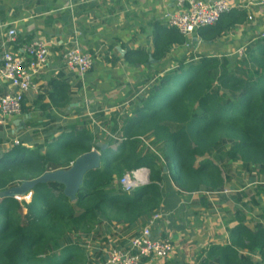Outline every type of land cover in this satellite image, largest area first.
Here are the masks:
<instances>
[{
    "label": "trees",
    "instance_id": "obj_1",
    "mask_svg": "<svg viewBox=\"0 0 264 264\" xmlns=\"http://www.w3.org/2000/svg\"><path fill=\"white\" fill-rule=\"evenodd\" d=\"M248 22L246 11L232 10L216 26L199 31L223 38ZM188 43L174 29L156 25L153 52L139 50L131 64L160 63ZM172 64L138 84L129 109L110 119L81 113L79 120L47 130L45 141L0 133V264H98L113 246L97 242L111 229L144 225L161 211L164 183L180 193H201L210 210L212 202L203 193L217 194L224 202L226 195L220 193L230 182L228 167L239 165L250 181L264 182V38L251 39L233 67L226 56L208 57L192 48ZM69 97L57 88L50 95L60 109H66L62 102ZM146 140L150 145L142 147ZM97 144L108 146L101 168L85 176L74 203L58 182L39 184L29 203L4 197L46 173L69 170L79 157L100 151ZM141 168L149 170V184L127 193L120 180ZM260 194L264 188L257 190ZM250 204L256 206L254 196L242 206ZM90 239L99 250L82 244ZM237 250L257 253L261 262ZM201 264H264V226L248 231L241 224L230 230V246L212 247Z\"/></svg>",
    "mask_w": 264,
    "mask_h": 264
},
{
    "label": "crops",
    "instance_id": "obj_2",
    "mask_svg": "<svg viewBox=\"0 0 264 264\" xmlns=\"http://www.w3.org/2000/svg\"><path fill=\"white\" fill-rule=\"evenodd\" d=\"M178 1L0 0V67L3 44L10 29L16 30L20 44L41 39L48 43L50 52L47 67L34 79V89L24 98L26 111L0 124L3 129L0 133L4 136L9 133L18 140L31 135L34 140L45 141L47 130L64 127L71 119L79 120L77 115L81 113L89 116L103 113L110 119L112 114L129 109L128 102L142 82V74L171 69L173 61L168 64V57L179 60L191 48L194 53L208 57L233 56L264 32V0H229L233 11H246L251 22L236 26L223 38H213L216 36L208 29L198 31L191 36V48L189 45L175 48L162 62L135 68L132 59L139 56V50L153 52L155 26L168 28L166 17L179 10ZM76 42L95 58L92 70L83 77L65 64V53L74 48ZM12 50L18 52L17 48ZM177 54L182 57H175ZM150 61H153L151 54ZM56 88L70 94L69 100L62 102L66 109L56 108L50 99ZM7 91V84L0 80V97ZM228 176L230 182L226 190L229 193L224 202L219 196L209 197L213 205L210 210L201 202V193H180L167 183L160 186L164 194L159 212L162 218L152 228V238L169 240L174 249L170 258H153L147 264H201L212 247L230 246V230L241 224L248 231L264 226V194L257 195V190L264 188V182L250 181L239 165L228 167ZM242 193L248 196L244 198ZM252 196L256 206L250 204L243 208L242 204ZM146 225L113 228L110 236H106L107 241L97 242L98 246L109 244L125 248ZM99 247L93 248L99 250ZM237 252L255 263L261 262L257 253Z\"/></svg>",
    "mask_w": 264,
    "mask_h": 264
},
{
    "label": "built area",
    "instance_id": "obj_3",
    "mask_svg": "<svg viewBox=\"0 0 264 264\" xmlns=\"http://www.w3.org/2000/svg\"><path fill=\"white\" fill-rule=\"evenodd\" d=\"M178 11L167 15V27L176 30L180 35L190 41L191 36L200 29L214 27L222 16L233 10L229 0H179ZM3 44L2 63L0 67V80L7 84L8 91L0 97V124L4 125L9 119L22 114L25 96L34 89V79L48 65L49 45L46 41L37 39L30 43L20 44L16 30L10 29ZM260 38H264V32ZM189 43L186 44L188 47ZM17 48L18 52H13ZM243 51L240 52L242 54ZM65 64L69 70L81 77L88 74L94 66L95 58L85 52L79 43L68 50L64 56ZM15 145H20L16 139ZM149 170L142 168L126 174L120 180V185L129 193L136 188L144 186L149 180ZM224 190L220 194L227 195ZM208 197H217V194L203 193ZM212 195V196H211ZM32 193L16 197L18 201L31 200ZM24 198V199H21ZM162 218L160 213L155 214L139 234L129 240L128 248L119 249L114 245L109 248L106 258L98 264H147L153 258L166 260L173 253V244L166 239H153L152 228Z\"/></svg>",
    "mask_w": 264,
    "mask_h": 264
},
{
    "label": "water",
    "instance_id": "obj_4",
    "mask_svg": "<svg viewBox=\"0 0 264 264\" xmlns=\"http://www.w3.org/2000/svg\"><path fill=\"white\" fill-rule=\"evenodd\" d=\"M97 148L90 153L79 157L70 167L69 170H59L51 173H46L41 178L26 182L19 187H14L4 194V197L16 198L22 197L32 191L39 184L58 182L64 185V195L70 199L71 202L77 200V195L80 192L85 176L92 171L101 168V156L108 146L105 144H97Z\"/></svg>",
    "mask_w": 264,
    "mask_h": 264
},
{
    "label": "rangeland",
    "instance_id": "obj_5",
    "mask_svg": "<svg viewBox=\"0 0 264 264\" xmlns=\"http://www.w3.org/2000/svg\"><path fill=\"white\" fill-rule=\"evenodd\" d=\"M261 33H263V32H261ZM260 33V34H261ZM259 37V36H258ZM189 48H191V46L189 47ZM244 49H245V47H242V48H240L233 56H226V57H228V59L231 61V63H232V67L235 65V62L237 61V59H239V58H241L242 56H243V54H244ZM241 51H243V53L242 54H240V52ZM232 52H234V51H232ZM175 57H182L180 54L178 55H176ZM219 57H222V56H219ZM168 64L170 63L171 64V62L172 61H174V58H173V56H171V57H168ZM167 61L165 62V64H167ZM197 61V60H196ZM155 72H157V73H159V72H161V70H159V69H157V70H155ZM154 73V71L152 72V73H150V74H145V75H143L142 74V77H141V79H142V82H144L145 80H147V78L151 75V74H153ZM150 141H147L146 140V142H145V145L144 144H142L141 146L142 147H144V146H149L150 145ZM237 166V165H236ZM149 175V174H148ZM148 181V183L147 184H149V181L150 180H147ZM146 184V185H147ZM28 195V194H27ZM25 197V196H24ZM21 199H24V198H21ZM31 201V200H30ZM28 199H27V202L26 203H29L30 202ZM1 219V218H0ZM82 244H84L86 247L88 246V248H89V250L92 252V250H93V244L91 243V239L90 240H86L85 242H83ZM94 253V252H93Z\"/></svg>",
    "mask_w": 264,
    "mask_h": 264
},
{
    "label": "clouds",
    "instance_id": "obj_6",
    "mask_svg": "<svg viewBox=\"0 0 264 264\" xmlns=\"http://www.w3.org/2000/svg\"><path fill=\"white\" fill-rule=\"evenodd\" d=\"M142 169V168H141ZM140 170V169H139ZM30 194V193H29Z\"/></svg>",
    "mask_w": 264,
    "mask_h": 264
}]
</instances>
